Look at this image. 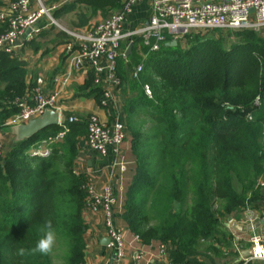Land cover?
Masks as SVG:
<instances>
[{"label":"trees","instance_id":"obj_1","mask_svg":"<svg viewBox=\"0 0 264 264\" xmlns=\"http://www.w3.org/2000/svg\"><path fill=\"white\" fill-rule=\"evenodd\" d=\"M73 5L106 11L121 0ZM4 28L0 22V32ZM138 64L142 69L134 75ZM116 73L135 161L122 218L141 242L167 244L175 263L204 264L195 259L200 253L218 255L219 246L228 245L224 220L260 194L264 35L249 28L207 29L157 51L134 37L131 52L117 59ZM25 75L16 54L0 51V125L17 112L14 101L27 90ZM66 124L61 139L55 140L61 126L46 127L16 141L0 160V264L83 262L85 179L74 161L86 123ZM40 144L48 152L32 153ZM47 220L56 232L52 252L28 255Z\"/></svg>","mask_w":264,"mask_h":264},{"label":"built area","instance_id":"obj_2","mask_svg":"<svg viewBox=\"0 0 264 264\" xmlns=\"http://www.w3.org/2000/svg\"><path fill=\"white\" fill-rule=\"evenodd\" d=\"M138 1L140 0H122L117 10L91 28L78 33L71 32L73 37L68 49H71L73 44L77 45V51L71 58L72 62L85 64L94 84H101L102 74L105 73L109 79L105 97L112 102H115L121 86V79L116 73V63L119 57H125L122 44L132 43L134 37H139L150 51H157L163 43L207 29L249 28L264 35V0H149L152 13L146 25L133 30L124 29L125 15ZM57 6L56 3H48L46 0H2L0 22L5 24V28L0 32V51L16 54V49L21 45L17 43L18 38L25 34V38L30 40L38 35L41 30L38 21L42 18H46L50 25H58V21L51 16V11ZM141 69L142 64H138L133 71L134 75ZM65 81L66 77L62 82ZM41 83L42 78H37L31 90L14 101L18 110L3 121L0 130L27 123L45 109L60 110L56 104L57 93L45 92ZM143 89L150 97L149 86L144 84ZM100 103L105 105V99H101ZM80 119L77 115H70L68 123ZM59 123L63 131L56 135L55 140L61 139L67 130L65 122L59 120ZM126 136V125L118 119L108 125L100 121L95 114H89L86 118L85 143L91 151L101 155H105L109 149L118 152ZM37 150L39 149L33 148L31 151L36 154ZM259 184L264 185L263 181ZM82 189L86 193L84 210L103 213V225L108 238L106 246L114 254L112 264H138L142 251L136 249L128 258L122 229L115 224L114 209L117 199L112 189L105 187L98 191L86 180ZM259 240V237L252 236L253 245L247 259H264V246L258 244ZM157 256L159 264H176L170 257L169 246L165 243L159 244Z\"/></svg>","mask_w":264,"mask_h":264},{"label":"crops","instance_id":"obj_3","mask_svg":"<svg viewBox=\"0 0 264 264\" xmlns=\"http://www.w3.org/2000/svg\"><path fill=\"white\" fill-rule=\"evenodd\" d=\"M75 1L46 0L48 3L58 5L55 10L51 11V16L59 23H65L71 29H89L105 15H101L99 12L90 13L89 8L86 9L80 5L74 6ZM118 8L111 10L106 16ZM151 13L149 0L138 1L125 15L124 29L133 30L146 25ZM38 24L41 26L38 35L27 40L24 34L17 40V43L21 45L16 49V55L23 61L26 69L27 90L25 94L31 90L36 79L40 77L42 78L41 86L45 92L57 93L56 104L60 109L58 113L61 121L68 123L70 115H77L81 119L76 122L86 123L89 114H95L100 121L108 125L114 119H118L126 125L125 103L121 92H118L115 102L105 97V91L109 84L106 74H102L103 81L101 84H94L87 66L75 64L71 60L77 51L75 44L71 46V49H68L72 39L63 34L59 27L50 25L46 18L39 20ZM128 44L127 42L122 44L124 52ZM65 77L66 81L62 82ZM101 99H105V105L100 103ZM14 143V136L9 134L7 128L0 130V153L2 157H5ZM48 149L44 147V144L39 145L41 153H45ZM134 168L135 161L130 149L128 131L118 152L109 149L105 155L87 148L85 134L78 140L74 171L83 175L84 179L92 183L98 191L105 187L112 189L117 199L114 209L115 224L122 229L128 258L134 250L139 249L142 251V255L138 264H159L157 254L161 242L158 240H152L149 243L141 242L137 236L129 231L122 218L124 193L132 180ZM260 181L264 183V175ZM259 190L260 194L257 200L227 218L228 223L225 225L229 232V238L226 241L228 245L221 244L219 246L221 253L216 255L206 251L205 254L200 253L195 259L204 262V264H264V259H247L249 250L253 245L252 236L259 237L258 244L264 246V185H259ZM82 216L86 229L84 233V258L81 264H112L114 254L106 246L107 235L103 225V213L84 210Z\"/></svg>","mask_w":264,"mask_h":264},{"label":"water","instance_id":"obj_4","mask_svg":"<svg viewBox=\"0 0 264 264\" xmlns=\"http://www.w3.org/2000/svg\"><path fill=\"white\" fill-rule=\"evenodd\" d=\"M27 32H29V29H27ZM176 44L177 40H171L166 43V45L168 46H175ZM131 47L132 43H129L125 49L124 55L129 54ZM59 120L60 118L58 111H54L52 109H45L43 113L29 120L27 123L15 124L8 127L7 129L9 134L14 136V141L16 142L27 139L46 127L52 125H59Z\"/></svg>","mask_w":264,"mask_h":264},{"label":"clouds","instance_id":"obj_5","mask_svg":"<svg viewBox=\"0 0 264 264\" xmlns=\"http://www.w3.org/2000/svg\"><path fill=\"white\" fill-rule=\"evenodd\" d=\"M40 231L43 233V235L40 239H38L35 247L27 253L28 255L39 254L44 256L52 252L56 243V232L53 229L52 222L50 220L45 221V223L40 228ZM18 254L24 256L26 253L24 249H19Z\"/></svg>","mask_w":264,"mask_h":264},{"label":"rangeland","instance_id":"obj_6","mask_svg":"<svg viewBox=\"0 0 264 264\" xmlns=\"http://www.w3.org/2000/svg\"><path fill=\"white\" fill-rule=\"evenodd\" d=\"M81 7H84V8H86L85 6H81ZM87 9V8H86ZM111 10H104V11H101V10H97V11H95V9H92L91 7L89 8V12L90 13H96V12H99V13H101V15L102 14H105L104 16H102L99 20H101V19H103L105 16H106V14L107 13H109ZM98 20V21H99ZM97 21V22H98ZM96 23V22H95ZM67 24V23H66ZM53 26H55V27H59V29H60V31L63 33V34H65L68 38H71L72 39V37H73V35L71 34V32H74V33H78V32H81V31H83L84 29H71V28H68L66 25H65V23L64 24H62V23H59L58 22V25H55V24H53ZM255 31V30H254ZM214 33L215 35H218L219 34V32H215V31H211V32H208V34H210V33ZM225 32V34H226V31H224ZM223 32V33H224ZM37 41H39V39H37ZM40 42V41H39ZM41 43V42H40ZM245 114L246 115H248V111H245ZM44 147H47V148H49L47 145H45L44 144ZM34 148H36V147H34ZM49 150V149H48ZM48 150L45 152V153H47L48 152ZM39 152V150H37V153ZM4 157H2L1 155H0V160H2ZM228 218V217H227ZM227 218L224 220V224H227L228 223V220H227ZM226 226V225H225ZM227 227V226H226ZM205 243L206 242H202V245H205Z\"/></svg>","mask_w":264,"mask_h":264}]
</instances>
